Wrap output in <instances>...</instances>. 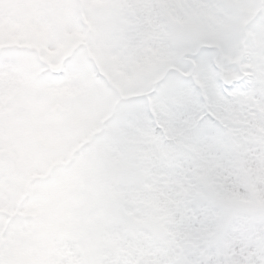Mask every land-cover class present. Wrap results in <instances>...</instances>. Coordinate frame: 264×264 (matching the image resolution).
Wrapping results in <instances>:
<instances>
[{"label": "snow or ice", "instance_id": "1", "mask_svg": "<svg viewBox=\"0 0 264 264\" xmlns=\"http://www.w3.org/2000/svg\"><path fill=\"white\" fill-rule=\"evenodd\" d=\"M101 4L167 8L184 25L97 22ZM28 26L47 34L43 48L0 47V71L26 62L35 133L48 113L72 116L100 94L101 135L135 120L150 150L134 181L140 222L117 228L116 244L91 260L72 243L45 258L15 255L25 194L0 203V264H264V0H0V32ZM74 29L81 39L66 42ZM98 50L125 58L129 84L108 78ZM7 136L0 115V181Z\"/></svg>", "mask_w": 264, "mask_h": 264}, {"label": "rangeland", "instance_id": "2", "mask_svg": "<svg viewBox=\"0 0 264 264\" xmlns=\"http://www.w3.org/2000/svg\"><path fill=\"white\" fill-rule=\"evenodd\" d=\"M130 7L110 10L101 4L93 19L137 24ZM53 15L62 22L57 10ZM160 17L177 26L184 25L182 16L173 10L161 8ZM46 39L43 30L28 26L0 32V47L39 50ZM80 39L75 29L66 34V42ZM61 51L63 48H58L48 55L54 57ZM97 55L110 80L130 83L126 60L119 52L105 54L98 50ZM62 97L57 94L55 98ZM36 103L26 62L0 71V115L6 118L8 127L4 150L15 171L0 181V203L10 207L25 194L31 196L18 213L15 255L45 258L59 253L64 240L82 246L91 260L118 242L116 229L123 223L140 222L134 215L140 194L134 181L150 142L138 122L131 119L111 128L108 135H101L104 126L96 123L95 114L105 111L107 100L100 94L84 106H75L72 116L65 112L54 119L47 114V127L43 134H36ZM12 214H16L14 210ZM46 216L49 220L34 223Z\"/></svg>", "mask_w": 264, "mask_h": 264}, {"label": "trees", "instance_id": "3", "mask_svg": "<svg viewBox=\"0 0 264 264\" xmlns=\"http://www.w3.org/2000/svg\"><path fill=\"white\" fill-rule=\"evenodd\" d=\"M131 6L130 9H132L134 11L133 13V17L135 18V22L138 25H147V26H153L154 23L156 22V20L160 17L161 14V8L158 9H154L151 7H145V6H136V5H128ZM25 190V189H24ZM27 191H24V194ZM117 218H120L119 215H116ZM42 219H46L49 220L48 217H44V218H38L34 221L35 224H41ZM50 233L47 232L48 237ZM89 236H91V233H89ZM93 237V236H92ZM95 241V240H94ZM68 241H64L62 240L60 242V246L62 248L66 247V245L68 244ZM91 252L93 253L94 251L91 250ZM95 258V257H94Z\"/></svg>", "mask_w": 264, "mask_h": 264}, {"label": "water", "instance_id": "4", "mask_svg": "<svg viewBox=\"0 0 264 264\" xmlns=\"http://www.w3.org/2000/svg\"><path fill=\"white\" fill-rule=\"evenodd\" d=\"M64 110L61 109L60 111H53V112H50L49 115L53 118H58L60 117L62 114H64ZM13 172V170L10 169V166L8 164H6V167H5V173L6 174H11Z\"/></svg>", "mask_w": 264, "mask_h": 264}]
</instances>
